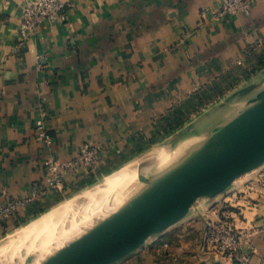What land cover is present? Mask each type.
Instances as JSON below:
<instances>
[{"label": "crops", "instance_id": "obj_1", "mask_svg": "<svg viewBox=\"0 0 264 264\" xmlns=\"http://www.w3.org/2000/svg\"><path fill=\"white\" fill-rule=\"evenodd\" d=\"M68 2L65 20L44 19L20 42L24 2L0 0V207L31 199L0 223V234L16 216L50 207L77 185L124 168L133 171L128 182L140 177L139 153L206 115L187 118L220 95L219 81L231 84L264 66V0H254L248 14L219 19L210 12L216 0ZM41 110L49 147L34 136ZM171 111L179 122L163 132L160 119ZM85 143L101 148L94 166L52 187L47 158L69 160ZM201 202L111 264H241L204 245L206 224L219 212L241 228L247 264H264V162L230 194Z\"/></svg>", "mask_w": 264, "mask_h": 264}, {"label": "water", "instance_id": "obj_2", "mask_svg": "<svg viewBox=\"0 0 264 264\" xmlns=\"http://www.w3.org/2000/svg\"><path fill=\"white\" fill-rule=\"evenodd\" d=\"M264 82V76L261 78ZM246 85L227 99L251 93ZM209 112L169 139L179 145L210 120ZM264 162V95L222 126L208 127L181 157L143 183L81 233L36 264H111L180 220L201 197L212 199Z\"/></svg>", "mask_w": 264, "mask_h": 264}, {"label": "rangeland", "instance_id": "obj_3", "mask_svg": "<svg viewBox=\"0 0 264 264\" xmlns=\"http://www.w3.org/2000/svg\"><path fill=\"white\" fill-rule=\"evenodd\" d=\"M264 64V63H262ZM263 66V65H262ZM251 76L246 77L243 79L241 78L235 79L233 81L229 82L225 81H219L221 86H219L220 95L210 103L205 104L201 109H198V111L194 112V115H191V113L188 114V119L190 120L195 119L196 116H199L200 114H206L210 111H213L211 119L205 124L203 127H201L196 133L191 135L187 140L180 143L179 145L169 148L164 154L159 150L161 145H164L166 141L161 143H154L152 145H149L139 153V158L134 160L133 163H136L139 165L142 169L141 176L136 177L129 182L125 183V185L122 186V188L117 192V194L106 204V207L100 211L94 212L92 215L86 217L83 219L80 223L75 224L71 219H68L66 221V227L63 229L61 234L50 244L48 245L44 250L39 252L28 264H36L38 261H40L42 258H44L47 254H49L51 251L55 250L57 247L71 239L72 237L78 235L81 233L86 227H88L93 221L101 217L100 214L104 210H106L113 202H115L117 199H119L129 188L132 184V186L119 200L122 201L125 197L130 195L133 191H135L138 187H140L143 183L148 181L150 178H152L155 174H157L159 171L164 169L166 166L171 164L173 161L177 160L179 157H181L190 147H192L199 139L205 137L206 131L208 127L215 125V126H222L235 118L238 114H240L245 108L250 107L254 103H257L258 97L263 93L264 91V82H261V78L264 76V66L258 70L253 71L250 73ZM238 76V74H237ZM236 76V78H237ZM251 83H257V87L255 90L251 91V93L243 95V96H235L231 99H227L231 94L235 93L240 88L249 85ZM228 84V88H225ZM196 114V115H195ZM183 126V125H182ZM182 127L176 126V128L173 130L178 131ZM159 152V154H158ZM137 168V167H136ZM134 169L135 173H138L139 167ZM259 167L255 168L254 170L245 173L238 179L234 181L224 192L218 194L219 195H227L230 194L231 190L239 187V184H242L251 173L254 171H257ZM101 178H98L96 181H100ZM132 182V184H131ZM95 183V182H94ZM90 183L87 185H77L76 190L65 193L63 196L60 197L59 201L56 203H53L50 207H45L42 209H36L32 211H26L23 216H16L11 223L5 225L3 227V233L0 234V248L6 243L7 239L10 238L12 235H14L20 228L25 226L28 222H30L33 219H36L40 217L45 211L65 202L72 198H75L73 200L77 201L78 204H80L84 199V192L86 191V188L90 185L94 184ZM83 192V194H82ZM80 194V195H79ZM82 195V196H81ZM77 196V198H76ZM216 196V197H217ZM80 197V198H79ZM79 198V199H78ZM82 199V200H81ZM81 200V202H79ZM211 200L207 198H199L196 203H200L201 201ZM117 202V203H118ZM202 203V202H201ZM116 204H113L108 210L104 212L107 213L110 209H112ZM216 205L215 203L212 204V206ZM211 208V207H210ZM209 208V209H210ZM17 214V213H16ZM100 214V215H98ZM13 218V217H12ZM85 220V221H84ZM6 222V221H5ZM73 222V223H72ZM4 223V222H2ZM16 231V232H15ZM14 233V234H13ZM12 234V235H11ZM19 251H22L21 249Z\"/></svg>", "mask_w": 264, "mask_h": 264}, {"label": "built area", "instance_id": "obj_4", "mask_svg": "<svg viewBox=\"0 0 264 264\" xmlns=\"http://www.w3.org/2000/svg\"><path fill=\"white\" fill-rule=\"evenodd\" d=\"M23 9L17 29V39L20 42L28 40L44 19L52 22L66 19L68 0H23ZM217 6L211 9L215 19L224 15L235 16L240 13H250L254 0H216ZM34 136L47 147L51 146L53 137L48 130L46 113L39 111L34 121ZM101 148L92 143H85L71 159L60 161L53 157L47 158L45 168L54 188H61L65 175L80 168L91 169L96 163ZM31 199L12 198L6 205L0 207V223L7 221L24 207ZM220 210V209H219ZM218 210V211H219ZM217 211V212H218ZM203 242L214 254L227 256L232 261L241 264L248 263V252L243 246V233L227 214L219 212L215 219L206 224Z\"/></svg>", "mask_w": 264, "mask_h": 264}, {"label": "bare ground", "instance_id": "obj_5", "mask_svg": "<svg viewBox=\"0 0 264 264\" xmlns=\"http://www.w3.org/2000/svg\"><path fill=\"white\" fill-rule=\"evenodd\" d=\"M159 150L164 154L168 149H165L161 145ZM132 174L133 171L128 168L111 173L87 187L86 191H83L84 200L81 202V199L79 201L81 202L80 204L73 200L75 198H72L45 211L40 217L28 222L17 232L15 231L14 235L11 234L12 236L0 248V264H28L31 262L39 252L44 250L61 234L66 227L68 219L78 224L94 212L104 209L106 204L128 182ZM119 199L113 202L106 210L113 204H117ZM106 210L100 214H104ZM20 249L22 251H19Z\"/></svg>", "mask_w": 264, "mask_h": 264}, {"label": "trees", "instance_id": "obj_6", "mask_svg": "<svg viewBox=\"0 0 264 264\" xmlns=\"http://www.w3.org/2000/svg\"><path fill=\"white\" fill-rule=\"evenodd\" d=\"M260 55L262 58L263 53H261ZM227 86H230V85H227ZM227 86H225V88H227ZM178 119H179V113L177 111H171V112H169V114L161 117L160 120H161V123H163L161 130L163 132H167L168 130H171L170 128H172V126H173V125H171L172 122L177 124L179 122ZM171 120H173V121H171Z\"/></svg>", "mask_w": 264, "mask_h": 264}]
</instances>
